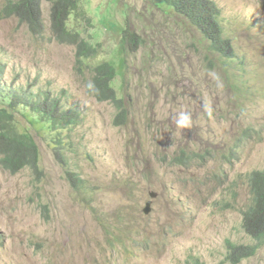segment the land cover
I'll list each match as a JSON object with an SVG mask.
<instances>
[{
  "label": "rangeland",
  "instance_id": "obj_1",
  "mask_svg": "<svg viewBox=\"0 0 264 264\" xmlns=\"http://www.w3.org/2000/svg\"><path fill=\"white\" fill-rule=\"evenodd\" d=\"M87 1L101 24L108 0ZM213 1L233 59L164 0L113 1L106 29L145 40L135 51L118 47L124 66L116 50L106 56L119 68L113 85L128 109L119 127L116 103L91 95L76 47L52 32L49 0L42 35L0 16V86L33 99L50 94L79 113L56 131L16 113L20 131L28 127L39 144L42 172L12 174L0 164V264H231L228 239L259 245L241 264H264V242L243 229L248 174L264 170V0ZM91 30L84 35L101 33ZM182 110L192 114L190 129L173 122ZM206 150L216 157L194 158ZM183 154L187 163L177 160ZM151 190L159 196L147 215Z\"/></svg>",
  "mask_w": 264,
  "mask_h": 264
},
{
  "label": "trees",
  "instance_id": "obj_2",
  "mask_svg": "<svg viewBox=\"0 0 264 264\" xmlns=\"http://www.w3.org/2000/svg\"><path fill=\"white\" fill-rule=\"evenodd\" d=\"M0 11L1 18H17L21 25L28 26L37 35H42L46 29L43 15V0H6ZM114 0H108L105 9L100 13L101 24L89 15L90 5L87 0H49L51 3V30L60 43L76 47L78 72L88 69L92 74L91 95L98 101H114L119 109L116 125L125 123L128 118L126 102L118 95L113 83L119 75V68L111 58L113 51L124 66L126 59L118 47L135 51L145 42L143 38L129 29L122 31L108 30L111 6ZM169 9L177 11L182 16L189 17L192 22L214 40L213 46L221 53L232 56L234 51L229 39L222 38L218 25L220 9L211 0H164ZM84 21L86 24H84ZM98 27L100 32L84 35ZM106 29V30H105ZM93 30H91L92 32ZM117 48V49H116ZM85 69V70H86ZM1 71V67H0ZM1 77V72H0ZM124 77V70H123ZM17 112L28 118L32 125H38L44 130H54L72 125L79 113L72 108H65L61 99L45 94L42 98L33 99L16 90H7L0 86V164L10 173L17 174L23 168H31L40 175L41 150L30 130L20 131ZM56 142L63 146V139ZM56 157L65 161L64 154L56 151ZM182 158V157H181ZM187 163L185 159H178ZM252 202L244 211L243 228L251 237L264 240V171H254L249 175ZM227 261L240 264L245 259L255 256L257 244L236 243L227 240Z\"/></svg>",
  "mask_w": 264,
  "mask_h": 264
},
{
  "label": "clouds",
  "instance_id": "obj_3",
  "mask_svg": "<svg viewBox=\"0 0 264 264\" xmlns=\"http://www.w3.org/2000/svg\"><path fill=\"white\" fill-rule=\"evenodd\" d=\"M211 1H213V0H211ZM214 2V1H213ZM216 5V4H215ZM218 7V6H217ZM219 8V7H218ZM220 9V8H219ZM170 10H173V9H170ZM173 11H175V10H173ZM221 9H220V14H218V25H219V27H220V31L222 32V38H224L225 40H227V39H229L230 40V42H231V45H232V49H233V51H234V53H233V55L230 57V56H227V55H225V54H223V53H221L220 51H218V49H216L214 46H213V44L215 43L214 42V40L213 39H211L207 34L205 35L204 34V32L200 29V31L209 39V40H211V47L218 53V54H220V55H222V56H224L225 58H227V59H233L235 56H236V49H235V45L233 44V41H232V39H231V37H229L228 35H226V33H225V30H224V27H225V23H224V17L222 18V21H220L221 20ZM224 35H225V37H224ZM88 87H90V91H91V87H93V85H91V84H89L88 85ZM118 95H119V91H118ZM59 99V98H58ZM125 101V100H124ZM99 102H106V101H99ZM112 102H114V101H112ZM126 102V101H125ZM61 104L63 105V102L61 101ZM116 105V104H115ZM66 108V107H65ZM126 108V111L128 112V109H127V106L125 107ZM205 110L208 112V114L209 115H211V110L207 107V106H205ZM117 115H116V117H115V119H114V121H113V124H114V126H117V127H119V126H122V125H124V124H126L128 121H126L125 123H122V124H119V125H116L115 124V121H116V119H117V117H118V114H119V109H117ZM127 116H128V114H127ZM127 120H129V118H127ZM173 122H174V124H175V126H176V128H178V129H190L191 127H192V123H193V120H192V114L190 113V112H188V111H186V110H182V111H180L179 113H177L176 114V116L173 118ZM233 156H234V153H232L231 155H226V154H222L219 158H221V160H226V158H233ZM181 157L183 158V159H185L186 161H188L189 160V157L186 155V154H183V155H181ZM179 158V159H182V158ZM216 156L213 154V152L212 151H210V150H206L205 152H203V153H198V154H196V156H194V158L195 159H197V160H199V161H201V162H208L209 160H211V159H214ZM178 160V159H177ZM230 160V159H229ZM179 161V160H178ZM180 162V161H179ZM255 171H264V170H255ZM254 172V171H253ZM252 173V172H251ZM251 173H249L248 174V181H249V175L251 174ZM249 186H250V183H249ZM250 192H251V188H250ZM152 193H154V194H156L155 196H153L152 195ZM149 196L151 197V199L150 200H148L147 202H146V206H145V208H144V213L145 214H147V215H149L151 212H152V210H153V201H154V199H156L158 196H159V193L157 192V191H155V190H151L150 192H149ZM251 198H252V193H251ZM151 203V206H150V211L149 212H146V209L148 208V203ZM251 202H252V200L249 202V205L251 204ZM249 205H248V207H249ZM247 207V208H248ZM247 210V209H246ZM245 211V210H244ZM244 211H243V214H244ZM244 229V228H243ZM245 230V229H244ZM246 231V230H245ZM247 233V232H246ZM248 235H249V237L251 238V239H254V238H252L251 237V234H249V233H247ZM230 240V239H229ZM255 241H257V242H264V240H261V241H258V240H256V239H254ZM227 242V241H226ZM234 242V241H233ZM245 244H250V243H245ZM226 245H227V243H226ZM255 245V244H254ZM258 245V244H257ZM258 248H259V245H258ZM257 253H258V250H257ZM257 253L255 254V256L257 255ZM227 255H228V252H227ZM227 257V256H226ZM254 257V256H253ZM252 258V257H251ZM248 259H250V258H248ZM248 259H245V260H248ZM244 260V261H245ZM230 262V261H229ZM243 262V261H242ZM241 262V263H242ZM231 263V262H230ZM240 263V264H241ZM232 264V263H231Z\"/></svg>",
  "mask_w": 264,
  "mask_h": 264
},
{
  "label": "water",
  "instance_id": "obj_4",
  "mask_svg": "<svg viewBox=\"0 0 264 264\" xmlns=\"http://www.w3.org/2000/svg\"><path fill=\"white\" fill-rule=\"evenodd\" d=\"M153 196H155L156 194L152 193ZM150 206H151V203L149 202L148 203V208L146 209V212H149L150 211Z\"/></svg>",
  "mask_w": 264,
  "mask_h": 264
}]
</instances>
